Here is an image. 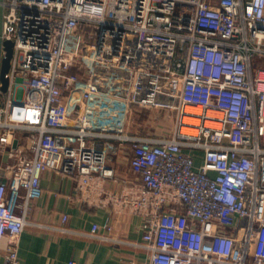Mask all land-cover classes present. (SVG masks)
I'll return each mask as SVG.
<instances>
[{"label":"built area","instance_id":"1","mask_svg":"<svg viewBox=\"0 0 264 264\" xmlns=\"http://www.w3.org/2000/svg\"><path fill=\"white\" fill-rule=\"evenodd\" d=\"M2 7L14 55L0 92V152L20 131L31 139L14 148L17 163L0 183L4 264L20 263L46 169L75 179L73 201L141 216L150 264H264V0H0V15ZM67 95L78 117L58 125L52 107ZM173 98L171 135L127 130L137 108H173ZM124 147L135 176L118 179ZM110 179L120 187L108 188ZM97 230L90 235L102 237Z\"/></svg>","mask_w":264,"mask_h":264},{"label":"crops","instance_id":"2","mask_svg":"<svg viewBox=\"0 0 264 264\" xmlns=\"http://www.w3.org/2000/svg\"><path fill=\"white\" fill-rule=\"evenodd\" d=\"M173 99L177 105V98ZM78 106L75 98L67 95L61 103L52 107L51 118L58 125H75ZM154 108L176 117L174 106L171 108L163 100ZM127 130L134 132L130 129V122ZM157 131L166 132L168 129L162 125L154 132ZM17 135V144L0 152V169L5 170L7 178L18 160L14 148L17 145L28 147L31 143L29 132L20 131ZM124 149L116 164L118 179L135 176L130 163L132 152L128 147ZM41 183L42 194L31 202L27 214L28 224L20 239L19 264H68L71 259L81 264L151 263V251L142 245L146 224L141 216L113 213L109 208H89L73 201L71 195L75 189V179L53 169L43 172ZM107 186L116 190L120 184L110 179ZM65 214L68 220L64 222ZM95 224L102 237L90 235ZM6 252L7 240H3L0 242V264H4Z\"/></svg>","mask_w":264,"mask_h":264},{"label":"rangeland","instance_id":"3","mask_svg":"<svg viewBox=\"0 0 264 264\" xmlns=\"http://www.w3.org/2000/svg\"><path fill=\"white\" fill-rule=\"evenodd\" d=\"M182 11V10H181ZM171 104L176 107V100H172ZM155 110V111H154ZM176 123L175 115L167 113V111L145 108H137L135 110L131 121L130 129L137 133H149L158 136L169 135L173 132ZM166 126V132H154L158 127ZM149 131H152L150 133Z\"/></svg>","mask_w":264,"mask_h":264},{"label":"water","instance_id":"4","mask_svg":"<svg viewBox=\"0 0 264 264\" xmlns=\"http://www.w3.org/2000/svg\"><path fill=\"white\" fill-rule=\"evenodd\" d=\"M2 24H3V7L1 8L0 15V92H7L10 84V78L8 72L11 68L12 58L14 55V42L12 40H3L2 38ZM3 49L5 53L3 54ZM17 144V141L14 143ZM0 183H5L7 177L5 176V170L0 169Z\"/></svg>","mask_w":264,"mask_h":264}]
</instances>
